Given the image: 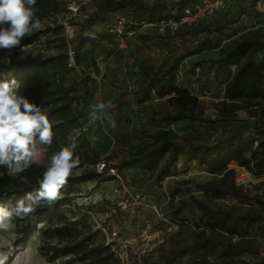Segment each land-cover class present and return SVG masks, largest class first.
<instances>
[{
    "label": "trees",
    "instance_id": "obj_1",
    "mask_svg": "<svg viewBox=\"0 0 264 264\" xmlns=\"http://www.w3.org/2000/svg\"><path fill=\"white\" fill-rule=\"evenodd\" d=\"M203 1L92 0L84 6L83 16L74 22L75 31L70 39L65 38L60 24H54L34 31L21 41L20 48L44 37L52 51L20 56L0 50V53H8L9 58L7 64L0 62V80L15 79L20 83L21 93L48 115L54 131L53 143L42 155L39 166L34 165L16 178H10L0 168L2 206H13L27 192L34 191L38 187L37 181L42 178L47 156L72 143L69 135L89 120L86 118L89 76L82 67L84 49L99 48L110 55L117 38L126 40L127 35H132L136 46L129 48L127 55L137 62L142 76L132 90L133 99L137 104L159 99L167 106L164 111H150L151 128H141L138 132L134 129L133 137L142 139L134 147L119 143L102 155L87 139L79 136L82 132L77 135L75 153L80 157V170L73 171L67 186L62 189L61 199L53 206H41L33 217L14 220L13 246L24 243L39 231L41 240L37 251L48 262L123 264L113 250V242L100 237V229L94 228L89 221L87 212L91 206H85L81 213V207L72 202L78 185L92 180H117L116 175L123 179L132 170L145 173L144 187L161 184L183 157L196 161L212 177L195 183L201 196L190 194L187 199H180L167 214L159 206L168 220L178 224V229L166 233L164 240L143 256L142 262L264 264V253L246 240L252 230L264 238V190L253 193L238 183L233 166L264 177V115L253 119L237 115L239 110L251 105L264 114V27L249 28L228 41H222L218 36L243 16L258 17V0H248L231 13L211 17V20H182L186 10L188 14H194ZM57 6V0H37L35 8L40 22ZM120 17L123 18L122 31L118 33L116 25ZM169 20L175 21L176 25H165L158 35L166 48V56L155 66L147 64L142 59V45L148 34L138 30ZM118 51L122 53L123 50ZM212 51H215L214 55L210 54ZM198 55H203L200 60H189L191 71L207 64L212 83L221 89L220 99L212 102L216 111L214 120L204 115L203 100L180 78L185 61ZM89 63L99 74V66L92 55ZM126 64L130 65L128 61ZM182 120L218 122L220 126L204 135L180 134L169 127ZM99 163H102L101 168L96 167ZM138 192L143 197L146 194L141 190ZM167 195L170 198L166 203L175 196ZM225 198L234 199L239 205L223 207L211 203ZM189 204L199 213L192 223L182 216V209ZM244 253L250 257L235 260Z\"/></svg>",
    "mask_w": 264,
    "mask_h": 264
},
{
    "label": "rangeland",
    "instance_id": "obj_2",
    "mask_svg": "<svg viewBox=\"0 0 264 264\" xmlns=\"http://www.w3.org/2000/svg\"><path fill=\"white\" fill-rule=\"evenodd\" d=\"M57 1L58 6L56 10L59 9L60 11H62L65 4L68 5L73 2V0ZM247 1L223 0L224 5L222 8H217L211 13L199 14L187 20L188 22H200L202 18L211 20V17L216 18L222 14L231 13L239 5L247 3ZM257 9L260 12L258 17H241L234 26L226 28L221 35H218L221 37V40H231L237 34L249 28L264 27V0L257 1ZM84 11V5H80L71 20L74 26V22L83 16ZM49 17L41 22V28L59 24ZM161 24L143 26L138 30L139 32H146L148 34V38H146L142 45V49L144 50L142 59L152 66H155L166 56V48L163 47L158 38L159 32H162L161 28L165 26L164 23ZM112 46V53L110 55H106L105 51L99 48L94 50L84 49L82 67L89 76L86 118L89 119L88 113L91 105L101 102L105 104L110 103L111 107L107 111L115 121L116 126L113 128L107 120H97L94 123L86 124L85 129L81 127L82 129H76L69 135L70 141H73L82 132L79 136L87 139L90 145L102 155L112 146L119 143H124L128 147L138 145L142 139L133 137L136 132H134V129L138 132L141 128H151V123L148 120L150 111L152 109L159 111L167 109L166 103L163 100L152 99L148 102L137 104L133 99L132 90L137 87L142 76L137 69V62L132 59V56L127 55V50L136 46V40L132 35H127L126 40L117 38L115 44ZM118 49L123 50L122 53H119ZM49 50L52 51L53 49H49L48 45L44 42V37H41L31 45L8 53L25 56L27 54H45ZM214 52L212 51L210 54L214 55ZM8 53H0V62L5 60ZM203 54H207V52ZM90 55L95 58L99 66V74L94 72L89 63ZM202 56L198 55L185 61L180 70V78L192 93L203 100L204 115L214 120L216 118V111L212 102L220 99L222 95L221 89L212 83V75L207 64H201L192 72L189 63V60H200ZM127 61L130 64L129 66L126 64ZM237 115L253 119L264 114L261 113L258 107L251 105L248 109L239 110ZM219 126L218 122L209 123L189 120H182L169 125L170 128L180 134L192 133L202 135L214 132ZM100 164H97L96 167L99 168ZM233 166L237 171L236 181L238 183L244 185V187L250 189L253 193L264 190V177L252 175L242 167ZM79 170L75 169L74 172H78ZM211 177V174L203 166L197 164L196 161H188L180 157L173 168L172 174L166 177L161 184H152L144 187L142 181L145 178V173L140 171L132 170L123 177V184L130 192L138 190L146 192L144 196L146 205L139 206L134 211L124 209L120 204L123 190H121L119 180L115 179L106 182H95L92 180L78 185V192L72 197V202L76 207H81V213H84L85 206H91L87 212L89 221L93 224L94 228L100 229V237L103 236L105 241L108 240L106 238L107 227H116L121 237L120 240H115L114 243L118 244L123 250H126L124 264H137L135 252L139 242L133 240V236L147 224H150L152 228H164V225L154 215L148 205L157 204V206L161 207L162 212L167 214L169 213V209L177 205L180 199H187L190 194L201 196L202 193L196 190L195 183ZM165 193L169 195L174 194L175 196L166 203L163 198ZM211 203L223 207L239 205L231 198L215 199ZM198 214V211L192 204L182 209V216L188 218V223H192ZM184 225L187 228L186 224ZM13 238L14 229L9 232L0 233V252L7 254L6 264H56L45 260L37 251V246L41 240L39 231L33 233L24 243L18 246L12 245ZM246 240L251 246L257 248L259 252L264 253V238L259 237L254 230L250 232ZM249 257L248 253H244L235 260H244Z\"/></svg>",
    "mask_w": 264,
    "mask_h": 264
},
{
    "label": "clouds",
    "instance_id": "obj_3",
    "mask_svg": "<svg viewBox=\"0 0 264 264\" xmlns=\"http://www.w3.org/2000/svg\"><path fill=\"white\" fill-rule=\"evenodd\" d=\"M37 0H0V50L11 53L21 47V41L41 28L35 5ZM71 7V5L69 6ZM9 58H5L7 64ZM21 84L15 79L0 80V168L10 178L26 173L40 165L54 139L52 122L41 107L21 93ZM111 104L103 102L90 106L89 122L107 120L114 128L115 121L107 111ZM77 143L47 156L38 187L27 192L13 206L0 205V233L15 228V219L33 217L41 206H53L61 199L64 189L80 166L76 155ZM10 254V253H9ZM7 254L0 252V264H6Z\"/></svg>",
    "mask_w": 264,
    "mask_h": 264
},
{
    "label": "built area",
    "instance_id": "obj_4",
    "mask_svg": "<svg viewBox=\"0 0 264 264\" xmlns=\"http://www.w3.org/2000/svg\"><path fill=\"white\" fill-rule=\"evenodd\" d=\"M148 2H151L153 0H146ZM92 0H73L72 4L64 5L62 11L55 10L52 11L49 15L50 19L58 22L63 29V34L66 39H70L75 31L74 24L71 23L72 17L74 16V13L79 8L80 5L88 6L91 4ZM71 5V7H69ZM224 5L223 0H204L202 5L197 7V11L194 14H188V10H186V16L182 18V20H187L191 17H196L199 14L203 13H211L217 8H222ZM122 22L123 18H118L117 25H116V31L118 33H121L122 31ZM164 23L168 26H175L176 22L169 20L168 22H160L159 24ZM158 24V25H159ZM152 25V24H148ZM157 25V24H156ZM162 25V24H161ZM164 27V26H163ZM162 27V28H163ZM161 28V30H162ZM90 123L89 120L84 123L83 129L86 128V124ZM82 129V128H81ZM102 167V163L100 164V167ZM117 180L120 182L121 190H123V197L120 201V204L124 209L134 211L135 208L139 206H145L146 203H144V197L143 195L138 191L130 192L128 188L123 184V180L120 176L116 175ZM169 196L167 194L164 195L165 201L169 200ZM148 207L151 209V211L154 213V215L163 223L164 228L158 229V228H152L150 227V224L145 225L142 227L136 235L133 236V240H136L139 242L138 247L136 248V262L137 264H144L142 262L143 256L146 254L152 252L158 244H160L164 240V235L169 232H174L178 229V224L175 222H172L168 220L161 212L160 207L157 206V204H151L148 205ZM104 231L105 229L102 228ZM108 231L106 232V238L108 239L106 242L113 241V250L115 253L119 256L122 263L124 264V259L126 258V250L122 249L118 244H115V240H120V234L118 230H116V227H107ZM125 240V239H124ZM123 246H125L123 244Z\"/></svg>",
    "mask_w": 264,
    "mask_h": 264
}]
</instances>
